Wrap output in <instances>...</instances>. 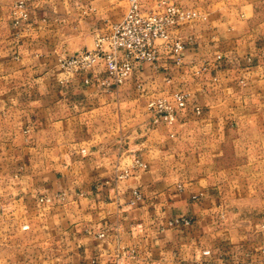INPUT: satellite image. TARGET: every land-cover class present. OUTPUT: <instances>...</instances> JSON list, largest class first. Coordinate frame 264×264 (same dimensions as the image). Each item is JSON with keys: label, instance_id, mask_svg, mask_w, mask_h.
Here are the masks:
<instances>
[{"label": "crops", "instance_id": "obj_1", "mask_svg": "<svg viewBox=\"0 0 264 264\" xmlns=\"http://www.w3.org/2000/svg\"><path fill=\"white\" fill-rule=\"evenodd\" d=\"M15 1L0 0V264H264V0H166L201 14L170 29L180 62L162 47L120 84L58 58L128 0H22L18 23ZM174 91L185 107L152 124L148 100Z\"/></svg>", "mask_w": 264, "mask_h": 264}, {"label": "built area", "instance_id": "obj_2", "mask_svg": "<svg viewBox=\"0 0 264 264\" xmlns=\"http://www.w3.org/2000/svg\"><path fill=\"white\" fill-rule=\"evenodd\" d=\"M12 12L15 15V23L28 16L22 0L14 2ZM200 15L192 7L166 0H158L157 8L154 9L142 7L140 0H128L125 14L111 24L110 32L98 35L91 48L60 55L58 63L67 72L93 68L102 63L108 76L120 84L130 76L138 64L144 61L155 62L162 47L171 52L176 62H180L185 40L180 34L172 36L170 29ZM187 97L188 93L185 91L151 97L147 102L151 123H173L178 112L185 107ZM134 161L145 166L138 158Z\"/></svg>", "mask_w": 264, "mask_h": 264}]
</instances>
